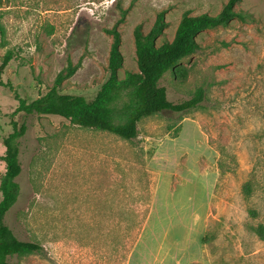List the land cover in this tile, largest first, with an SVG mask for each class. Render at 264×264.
Masks as SVG:
<instances>
[{"label":"rangeland","instance_id":"rangeland-1","mask_svg":"<svg viewBox=\"0 0 264 264\" xmlns=\"http://www.w3.org/2000/svg\"><path fill=\"white\" fill-rule=\"evenodd\" d=\"M118 0H0L6 50L0 75V180L3 138L17 99L44 94L68 62L79 63L60 92L91 100L107 79ZM227 0H119V78L137 71L133 28L145 33L165 9L156 43L170 41L184 12L215 15ZM233 20L205 30L198 50L158 84L186 112L162 111L137 123V137L83 128L55 115L17 113L19 195L4 223L42 254L10 264H264V0H240ZM249 184L248 194L243 185ZM1 199V193H0Z\"/></svg>","mask_w":264,"mask_h":264},{"label":"trees","instance_id":"trees-1","mask_svg":"<svg viewBox=\"0 0 264 264\" xmlns=\"http://www.w3.org/2000/svg\"><path fill=\"white\" fill-rule=\"evenodd\" d=\"M136 0H131V4ZM240 0H227L218 13L210 15L201 13L190 15L184 12L175 28L170 41L157 44V39L166 27L165 13L162 9L156 12L154 21L147 32H143L139 24L133 28L135 60L137 71L127 72L125 77L119 78L118 70L122 65V55L119 47L121 43L118 27L123 23L128 9H122L119 0L116 6L119 17L111 28L105 32L111 36V43L107 58L109 75L101 84L91 100L81 95L60 92L62 82L71 77L79 63L73 65L68 62L55 76L52 85L44 94L30 102L18 98L17 106L11 113V132L3 138L5 171L0 180V264H10L11 256H25L42 254L43 247L30 241L19 240L4 223V217L19 195V184L16 177L20 174L19 140L24 135L26 127L13 117L19 113L55 115L68 120L70 123L83 128L95 129L114 134L124 140L137 137V123L151 115L162 111L186 112L195 108L203 100V90L197 89L187 100L172 103L167 100L166 90L158 84L162 76L171 71L173 77L183 81L187 69L180 62L194 54L199 45L196 37L205 30L225 27L233 20L246 22L251 20L249 14L236 11L235 5ZM0 44H5V29L0 23ZM13 52L6 50L0 60V75ZM0 86H7L0 80ZM245 194L250 190L249 184L243 185ZM260 239L264 240V227L258 225L253 228ZM224 264V263H214Z\"/></svg>","mask_w":264,"mask_h":264}]
</instances>
